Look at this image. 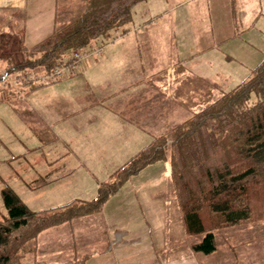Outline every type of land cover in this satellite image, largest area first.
I'll return each instance as SVG.
<instances>
[{
  "label": "rangeland",
  "instance_id": "1",
  "mask_svg": "<svg viewBox=\"0 0 264 264\" xmlns=\"http://www.w3.org/2000/svg\"><path fill=\"white\" fill-rule=\"evenodd\" d=\"M31 2L38 12L0 6V74L6 75L0 83V219L7 212L6 185L46 215L72 203L79 214L28 238L16 260L85 264L105 247L125 243L115 229L106 232L107 201L93 207L87 200L153 138L169 139L173 127L258 65L264 0L138 1L124 26L91 43L104 45L103 56L78 62L71 51L58 65L59 75L56 67L31 63L43 55L38 44L80 14L85 0H59L57 9V0ZM154 163L113 194L137 188L162 264H264L260 190L252 191L251 216L237 223L202 211L216 240V250L206 254L193 248L204 232L186 228L170 160ZM114 207L110 201L108 209ZM52 234L60 235L58 242ZM132 241L149 239L143 234Z\"/></svg>",
  "mask_w": 264,
  "mask_h": 264
},
{
  "label": "trees",
  "instance_id": "2",
  "mask_svg": "<svg viewBox=\"0 0 264 264\" xmlns=\"http://www.w3.org/2000/svg\"><path fill=\"white\" fill-rule=\"evenodd\" d=\"M138 1L85 0L80 14L38 44L43 45V55L31 64L53 69L69 59L71 51L90 48L93 41L109 38L131 18ZM5 77L0 74V83ZM161 159L170 160L187 230L204 232L194 243V250L213 252L215 235L207 230L202 211L208 209L224 222L237 223L251 216L254 189L264 198V58L236 86L173 127L169 139L153 138L111 180L101 181L96 197L87 201L99 207L131 175ZM2 197L7 212L0 219V264H20L17 252L28 238L79 214L70 202L49 215L33 210L8 185L2 188Z\"/></svg>",
  "mask_w": 264,
  "mask_h": 264
},
{
  "label": "crops",
  "instance_id": "3",
  "mask_svg": "<svg viewBox=\"0 0 264 264\" xmlns=\"http://www.w3.org/2000/svg\"><path fill=\"white\" fill-rule=\"evenodd\" d=\"M0 6L16 7V9H25L28 12L34 8V12H38L36 5L31 0H9V2L2 0L0 1ZM30 6H32L31 9ZM57 8H59V0H57ZM35 23L36 21L33 24ZM117 37L115 36L114 40ZM104 54L105 49L101 56ZM86 60V64H89L88 59ZM153 164L155 163L143 168L133 176L138 175L143 170H146V168L153 166ZM138 192L137 188L132 184L124 189L121 194L118 193L119 195H115V193L107 200L103 207V220L105 222L104 227L107 228L106 232L115 229L116 235L122 234L124 236L125 243H117L111 247L112 249L105 247L106 253H94L95 255L93 254L89 262L85 264H162L155 251L154 239L151 236V232L153 231L151 229L152 226L143 209L141 196ZM110 201L115 205L114 210L108 209ZM143 234L148 235L150 244L144 241V243L132 241V238ZM52 238L56 243L59 241L60 235L52 234ZM56 264L60 263L57 262Z\"/></svg>",
  "mask_w": 264,
  "mask_h": 264
},
{
  "label": "built area",
  "instance_id": "4",
  "mask_svg": "<svg viewBox=\"0 0 264 264\" xmlns=\"http://www.w3.org/2000/svg\"><path fill=\"white\" fill-rule=\"evenodd\" d=\"M98 51L100 52L101 50L99 49ZM74 54H75L76 57H81L82 56V54L80 52H78V51H76ZM56 73L59 75V73H60L59 68L56 69Z\"/></svg>",
  "mask_w": 264,
  "mask_h": 264
},
{
  "label": "bare ground",
  "instance_id": "5",
  "mask_svg": "<svg viewBox=\"0 0 264 264\" xmlns=\"http://www.w3.org/2000/svg\"><path fill=\"white\" fill-rule=\"evenodd\" d=\"M150 79V78H149ZM202 108V107H201ZM224 110V109H223ZM194 111V110H193ZM201 111V110H200ZM187 118H189V117H187ZM187 120V119H186ZM189 120V119H188ZM182 124V123H181ZM206 253V252H205Z\"/></svg>",
  "mask_w": 264,
  "mask_h": 264
}]
</instances>
